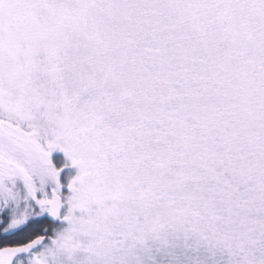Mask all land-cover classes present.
I'll return each instance as SVG.
<instances>
[{
    "label": "snow or ice",
    "instance_id": "snow-or-ice-1",
    "mask_svg": "<svg viewBox=\"0 0 264 264\" xmlns=\"http://www.w3.org/2000/svg\"><path fill=\"white\" fill-rule=\"evenodd\" d=\"M0 264H264V0H0Z\"/></svg>",
    "mask_w": 264,
    "mask_h": 264
}]
</instances>
